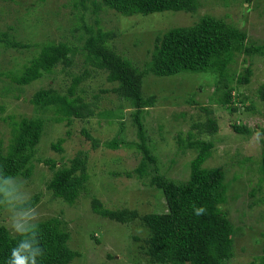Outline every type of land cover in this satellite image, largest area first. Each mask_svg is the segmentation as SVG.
Masks as SVG:
<instances>
[{"label":"rangeland","instance_id":"1","mask_svg":"<svg viewBox=\"0 0 264 264\" xmlns=\"http://www.w3.org/2000/svg\"><path fill=\"white\" fill-rule=\"evenodd\" d=\"M91 11L73 9L70 0H0V35L32 44L31 47L16 48L0 41V72L19 71L38 53L41 44L48 41L67 42L77 49L72 65L65 68L59 65L52 73H45L31 84L20 85L5 77L0 79V103L5 107L0 112V147L3 152L7 151L15 121L42 116L45 129L37 147L32 177H16L7 183L17 186L19 194L26 199L36 192L42 194L41 201L35 207L37 220L60 216L67 221V228L71 232L70 246L81 253L71 264H118L115 261L117 258L128 257L126 253L130 250L132 232L136 229L132 227L137 226V222L127 226L95 214L92 198L99 197L110 208H138L148 212L152 210L150 203L153 204L154 200L151 193L155 189L147 178L144 184L135 177H114L109 174L111 170L133 169L141 158L137 156L135 148L122 146L113 150L100 146L93 149L91 142L83 135L82 130L86 128L101 142L117 135L130 141L140 140L128 103L112 91L102 92V89L110 90L114 83L107 80L103 70L86 62V52L83 50L86 32L79 30L72 33V27L87 23L115 31L112 47L144 69L158 34L172 27L193 25L206 14L224 18L246 31L249 40L264 43V0H201V6L195 13L170 10L125 16L112 9L100 11L99 15ZM81 13H85L83 20L79 17ZM97 18L100 24H97ZM244 58V54L236 56L228 69L234 94L238 95L235 98L238 110L233 111L230 106H222L215 101L226 88L224 91L222 87L219 88V73L213 70L185 71L172 76L150 73L144 77V92L146 95L156 94L158 99L157 104L146 111L144 122L149 141L156 147L155 153L166 163L167 176L184 181L190 174L187 163L196 153L191 149L181 150L177 134L181 132L187 135L194 121L206 119L201 106L213 108L220 129L213 136L203 135L215 143L212 156L205 165L220 166L225 170L227 201L220 207L238 228L234 236V256L226 264H264V182L259 171L262 159H258L264 147L261 132V128H264V101L256 93L264 83V56L254 59L251 82L238 84L237 75L244 65H248ZM85 72L88 75L77 91L87 101H93L95 95L99 96L94 116L84 120L76 118L71 126H67L66 122H56L54 114L40 112L31 102L33 94L41 88L53 87L66 92L73 78ZM251 104L256 106L255 110L247 108ZM232 122L247 124L251 132L236 133L231 127ZM121 128L123 131L120 133ZM68 129L72 132L69 136L66 134ZM60 137H66L61 152L52 148V143ZM80 150L88 151L91 177L88 191L71 205L54 197L47 188L52 170L44 160L51 157L61 163L73 158ZM248 156H252L254 164L244 161ZM252 189L257 190L255 196L249 194ZM257 199L261 201L253 203ZM7 207L5 203L0 208V223L10 229V216L5 210ZM155 208L157 210V205ZM93 235L101 242H97ZM139 251L142 255L137 264H159L151 263L152 260L140 248ZM111 253L113 260L107 258Z\"/></svg>","mask_w":264,"mask_h":264},{"label":"trees","instance_id":"2","mask_svg":"<svg viewBox=\"0 0 264 264\" xmlns=\"http://www.w3.org/2000/svg\"><path fill=\"white\" fill-rule=\"evenodd\" d=\"M250 1L251 0H246ZM73 9L89 10L99 15L100 11L112 9L125 16L137 14H152L164 11H184L195 13L201 6V0H70ZM85 13L80 14L84 19ZM97 24L100 19L97 18ZM72 33L79 30L86 32L83 50L86 52V62L91 63L107 74V80L114 83L102 92L112 91L118 98L128 103L130 115L136 127L140 140H126L117 135L105 142L94 136L88 129L82 133L92 144L93 149L104 146L109 149H119L122 146L135 148L140 156L138 164L130 170H111L109 174L116 177L125 175L128 178L145 184V178L155 191L152 210L140 211L138 208H110L97 196L92 198V209L97 215L110 218L127 226L137 222L130 240V250L127 258H117L118 264H137L141 260L142 252L159 264H226L234 256V236L237 227L233 220L225 213L220 204L227 201L228 186L224 182L225 170L218 166H206V161L212 156L215 143L212 139H205L204 134L215 135L219 129V122L213 115V108L201 106L206 119L194 121L187 135L177 134V143L181 150L191 149L196 155L187 163L189 176L184 181H177L167 175L166 163L158 158L155 145L149 141L144 116L148 108L157 104V95L144 92V77L147 74L156 76H172L182 72L219 73V88L226 90L215 100L222 106L238 110L234 87L229 80L228 69L235 62L236 56L244 54V62L248 65L236 77V83L249 84L253 75L254 59L264 56V43L249 40L246 31L209 14L203 15L196 23L189 26L172 27L155 37L154 48L150 59L141 69L131 59L117 52L111 45L116 37L113 30H105L101 25L97 27L87 23L72 27ZM0 41L11 47L27 48L30 43L17 42L0 35ZM77 49L67 42L48 41L42 43L40 50L19 71H1L2 77L9 78L20 85H28L43 77L45 73H52L54 69L63 65H72ZM13 72V73H12ZM88 72L73 78L67 91L62 93L53 87L41 88L33 94L31 102L40 112L55 115L56 122H66L71 126L76 118L87 119L95 115L98 108L99 96L93 101H87L78 93V86L85 80ZM234 76V75H233ZM257 95L264 101V83L256 90ZM248 109L255 110L251 104ZM5 109L0 103V112ZM232 129L238 134H248L251 128L247 124L231 123ZM45 129V119L42 116L24 117L15 121L13 137L6 152L0 147V182L8 184L10 175L13 178L24 177L30 179L35 168L37 147ZM123 131L121 128L120 133ZM264 135V128H261ZM68 129L67 136L71 135ZM66 137H60L52 143V148L63 151ZM264 143V138L262 139ZM262 162L259 171L264 182V147L258 158ZM253 161L252 156L244 161ZM44 162L52 170V176L47 181V188L54 197L61 198L69 204H75L82 194L88 191L89 156L88 151L80 150L68 161L47 158ZM187 170V168H186ZM12 178V179H13ZM257 190L249 193L255 196ZM42 194L34 193L31 199L32 207L41 201ZM0 193V200H3ZM263 200V198H261ZM261 199L254 200L258 203ZM157 205V210L155 206ZM203 206L206 212L202 215L194 214V208ZM2 205H0V208ZM18 209L21 205L16 206ZM159 208V209H158ZM38 243L44 249L45 255L36 256V264H71L81 256L78 250L70 246L71 232L67 228V221L60 216H51L37 220ZM97 242L101 240L92 236ZM19 235H13L10 229L0 223V264H6L11 249L21 240ZM23 241H21L22 243ZM32 247L36 248L35 242ZM18 246V245H17ZM136 247V249H135ZM134 251V252H133ZM135 253V254H133ZM26 254V253H22ZM139 256V257H138ZM107 258L113 260V253ZM129 258V259H128Z\"/></svg>","mask_w":264,"mask_h":264},{"label":"clouds","instance_id":"3","mask_svg":"<svg viewBox=\"0 0 264 264\" xmlns=\"http://www.w3.org/2000/svg\"><path fill=\"white\" fill-rule=\"evenodd\" d=\"M0 174L4 175L2 170ZM13 178L10 175H6ZM23 186V185H21ZM0 193L3 194L4 199L0 200V205L7 203L8 207L5 210L10 216V230L14 235L22 237L21 240L11 249V254L6 264H36V256L41 258L45 255L44 249L39 246L38 224L36 223L38 212L31 205V199H26L19 194L18 187L8 183L7 185L0 182ZM21 205L19 209L15 208V205ZM194 214L202 215L206 212L203 206L195 207ZM35 242L37 247L33 248L32 243ZM21 241H23L21 243ZM18 245V246H17ZM26 253V254H22Z\"/></svg>","mask_w":264,"mask_h":264}]
</instances>
